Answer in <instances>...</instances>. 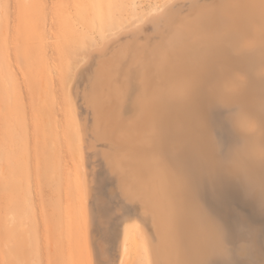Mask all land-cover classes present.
Instances as JSON below:
<instances>
[{
  "label": "bare ground",
  "instance_id": "1",
  "mask_svg": "<svg viewBox=\"0 0 264 264\" xmlns=\"http://www.w3.org/2000/svg\"><path fill=\"white\" fill-rule=\"evenodd\" d=\"M5 1L6 0H0V4L4 5ZM81 1L82 0H76V1L71 2V6L67 5L66 6L67 13L65 15L61 12L59 13V16L61 19L59 23H57V20H55L53 17H51V20L49 22V28L51 30L52 29L53 30H52V33L50 31V34L52 35V37H54V38H52V39H54V46H55L54 49H55V51H57V53L59 55L58 59L60 60V61H58L57 64H55V62L58 59L55 60V62L53 61L54 62L53 63L52 62L53 58H52V60H51V62L53 63V64L51 63L52 66L50 65L49 56L53 55L52 52H54V49L53 48L50 49L49 47H51V46L48 45L49 47L47 46L45 48V50L43 51V53L40 55H38L36 52H31L30 56H29V53L28 54L24 53L23 49H25L27 47H31L32 42L30 40H28V38L24 35V28L23 27H20V28L17 27L18 20L16 18L15 11L12 14H8V20H6L0 12V26H2L8 30L12 43H19V51L18 52H16V48L13 46V48H12L13 49V55H14V59L16 61H17V58H19L22 62L20 64L21 66L20 67L18 66V69L20 68V69H23L26 71V72L25 71L21 72L22 73L21 77H22V84L26 88V92H28L27 94L24 92L25 99H26V102L28 105V109L26 112H24V114H26L27 117L22 118V114L19 116L18 112H16L17 107L21 106V103L17 99V92H15V95H11L12 97L15 96L13 99L14 104L12 105V107L11 106L8 107L6 115L3 116L2 111L0 110V130L3 128L2 123L6 122V126L8 127V130L13 129L12 132L14 134H15L14 131H16L17 129H19V132H23V131L29 132V136H26V139H27L26 152H27V157L31 161L32 167H34V160H35V153L36 152H35V148L31 150L30 146H28V145L31 141H33L35 139V136H33V133H34L33 129L36 128V126H38L37 129L40 130L39 136H43L45 138L46 137L50 138L52 140V142H53V140H56L54 142L55 145H59L61 143V142L57 141V136H58L57 133L59 130V126H60V129H61V127H63V131L66 134L65 138H66V136H68V138H70L72 141L75 140L74 141V148H75V156L77 159V161L75 160V162L78 163V172L77 173L75 172V162H73L70 165L68 164L69 166L66 167V166L62 165V164H67L66 158H64L65 155L63 156L61 151H57V153L59 152V154L62 155L63 158L65 159V163H63V158L60 157L59 154L57 155V153L54 152L55 153L54 154V162H55L56 169H55V174L53 175V178L55 179L56 182H58L57 187L56 186L55 187L57 188L56 193H58V191H59L58 194L60 197V199L58 197L57 200L54 201V205L56 206L58 214L61 218V220L59 222L60 226H61V234L65 238L64 240L67 243V245L66 244L64 245V247L66 246V248L62 247L63 253L66 252L67 254H69L71 252L70 247H68V244L70 243V240H71L74 242L75 245H78L80 247V251L82 252V255L83 256L86 255L85 254L86 252H84V250L86 249V245L88 242L87 241V235H89L88 231L90 230V229H88L90 224L87 225V223L88 222L90 223L89 220L91 218L89 219V217H91V216L88 213V222H87L86 200L88 198L85 196V194L83 192V189H85V188H83V186L86 185L88 187L89 184H87V183H89V179H91L90 174L94 175V174H92L93 170H90V167H89L90 161L92 159H94V157L100 158V159L104 158L103 161L106 159V157H108V153L105 151V149L107 150L108 144H110L111 142L107 144L106 148H105L106 145H103L104 147L99 146L98 144L101 143L100 138L105 139L108 136L112 137V136L117 135L116 137L125 141L126 144H128V146H127L126 144L123 145L124 144L123 143L122 146L125 148L120 147L121 149L120 148H119V150L117 149L118 152L115 150L116 152H115V155L113 156V158L117 162L118 166H122L123 164H125L127 166V170H128L127 176H129V184H128L129 186L128 185L126 186L124 184V187H125L126 191H128V192L133 191L136 195H138L140 197V199L143 202V205L152 212L156 228L159 230L158 231L159 240H158V243L155 245V247L152 248L153 252H152V249L150 248V251L152 253V257L150 255V259H152L151 260L152 264H211L210 261H211L212 257L214 255H217L214 248H213L214 231L218 227L222 231L223 236L228 237V235H226V233H225L226 232L225 230H227V229L223 227L224 225L222 223H224V222L221 223L223 226L221 224H217L216 222H214L210 218H208V216L206 215V213L203 210L200 211L198 208L195 209L196 204L193 202V197L195 195V193H194L195 189L191 188L192 185L190 186L189 183L186 182L187 175H189L188 172L186 171V169H187L186 167H188L189 165L186 167L184 165L188 164L186 162L190 158H192V159L194 158L193 161L194 160L196 161V163H194L195 166H191V167H194V169H195V167H197L196 164L198 165L199 163L202 164V166L200 165L202 168L204 165H206L207 168H209L211 166L210 168L212 170L214 168V167L212 168V166H214L215 164H218V163H216L217 160L216 161L214 160L215 154H216L215 150H217V148L215 145V140L213 139V133H212L213 128L211 129L212 124L210 125L211 120L209 121L210 118H208V117L210 116L211 112H215L216 107H221L222 105L223 106L225 105L224 106V108H225L229 102H230V105L235 104V102H237V101L234 102L233 101L234 98L239 99L238 102L241 101L244 105L243 106L244 114H242V116H240V117H246L247 120L253 121L255 123V128L252 129L253 130L252 136L254 137V142H256V145L254 146L256 156L259 157V154L262 151H264V148H262L261 146L258 145V141H260V136H261L260 133L262 132V130L264 128V124L262 123V119L259 115V113H261V112L263 113L262 106L264 104V99L261 96L262 92H264V91L261 92L259 90V87H260V89L262 87H264V83H262V85H261L262 87L259 86L261 84L260 80H264V41H263V37L256 35L257 36L256 38H253L249 41L246 38V40L244 42L242 41L239 44L237 43V45L236 44L234 45L233 44L234 41L230 38L233 36H229L228 38H224V39H220V40L219 39H208V40L197 41V42H192L190 44H187L185 42L186 35L183 32L184 29H182L183 26L182 27L180 26L182 24L183 19L180 20V22H181L180 25H179V23H180L179 19H180V17L183 16L184 13H186L189 10H190L189 12L193 13L194 10L192 11V9L197 8V10H199L198 7H200L201 5L207 6L206 3H208L207 1H209V0H170L168 3H165V4L160 5L158 7H153L150 11H148L147 13H145L143 15V18L141 20L137 21L134 29H131V28H133V26H132L131 28H129V30H131V31H125V32L122 31L121 32L122 37L120 35L121 38H118L117 41L115 40L117 42L115 46H117V47L119 46L120 47L119 49H123L124 47L135 44V42L137 40H140V38H141L140 34H142V33L145 34L146 38L149 41L152 40V42H154L153 39L159 34L160 35L159 37H161L160 40H162V44H161V46H159V48L161 47L163 49L159 50L158 53H156L152 49L148 48L150 51H153V52H151L153 54H151L150 57L148 56L149 58L148 59L146 58V60L140 59L139 63L137 62L138 60H136L135 62H137V66H135L134 68L133 67L129 68V65H127L128 68H126L127 62L121 61V63L123 62L122 65L117 67V70H116L118 75L116 77H114L111 82H108V84H106L107 88L99 85V83H101V82L99 81V83H98L99 77H98V74L96 73L94 76L95 78H94L93 82L91 81V84L90 85L88 84V86L85 89H81V90H83L82 95H83L84 101H86L85 102L86 106H85V108L80 109L79 106L77 105V102L75 103L74 97H73L72 92H71V87H72L71 82L77 76V74L75 76V72H74V71H76L77 67H75V69H74L73 67L68 66V64H67L68 62H67L66 54H65L68 52L66 48L69 49V47H67V45L68 44L71 45V43H70L71 40L76 41V39H79L81 37L84 38L83 39L84 41H85V39H87L86 37H88L89 34H87L83 29H80L79 24L83 23V24H85V26H87V29L90 28L92 21L95 20L94 17L96 15V13L104 9L102 4L104 3L105 0H87L88 1V3H87L88 7L87 8L83 7V5H80ZM215 1L217 3L218 2L220 3L222 1L224 3L226 1L228 2V0H215ZM230 1H233V0H230ZM240 1H242V0H240ZM210 3H208V4H210ZM227 4H225V5H227ZM212 5L214 6V4H212ZM38 6L40 7L39 10H42V12H43L44 11L43 10L44 9L43 4L40 3ZM78 6H81L82 8L81 7L79 8ZM133 6H134V4H133ZM232 6H233V2H232ZM207 7H209V5ZM227 7H229V6L227 5ZM235 7H236V5H235ZM210 8L212 10V7H210ZM213 11L214 10H212V12ZM223 11H225V10H223ZM189 12H188V14H189ZM207 13H209V12H207ZM204 14L206 15V13H204ZM106 15H107V13H106ZM200 15H201V13H200ZM200 15H199V17H200ZM211 17H213V16H211ZM195 18H196V16H195ZM197 18H198V16H197ZM208 18H210V17H208ZM204 19H205V21L207 20V18H204ZM221 20L223 21L224 19H221ZM218 21H219V19H218ZM213 22H215L214 19H213ZM95 23H96V26L101 25V23H99L98 19L95 20ZM52 24H54L55 27L52 26ZM209 26L210 25H208V27ZM234 27H236V26H234ZM210 28H211L210 30L213 31L211 26H210ZM258 28H260V27H258ZM96 29L101 31L99 27L98 28L96 27ZM57 30L61 33L64 32L65 34H67L68 39H65V38L60 39V35L59 34L56 35V33H55V32H57ZM185 30H187V29H185ZM210 30H208L206 32L210 33ZM65 31H67V32H65ZM211 33L208 34V37L203 34L201 39H203V36L209 38V35H211ZM214 33L215 32H213V34ZM81 34H82V36H81ZM228 34H230V32ZM228 34H226V35L228 36ZM233 34H235V33H233ZM236 35L238 36V34H236ZM236 35H234V36H236ZM117 36H119V35H117ZM191 36H192V33H191ZM219 36H221V35L219 34ZM216 38H218V37H216ZM235 39H236V37L234 38V40ZM230 40H231V42H230ZM79 41H80V39H79ZM232 41H233V43H232ZM137 42L139 43V41H137ZM144 42H142V43H144ZM152 42L150 44H152ZM52 43H53V40L50 44H52ZM52 46H53V44H52ZM95 46H96V44H95ZM99 46L101 47L102 45H99ZM92 47H94V46L92 45ZM97 47H96V49H97ZM114 47H112V48H114ZM135 47H137V45ZM139 47H140V45H139ZM148 47H150V46H148ZM70 48H71V46H70ZM154 48H155V46H154ZM182 48H183V50L185 48H187V49L182 51V54L180 56L179 54H180V50ZM52 49H53V51H52ZM97 50H100V49H97ZM48 51L51 52L52 54L51 55L48 54ZM122 51H124V50H122ZM125 51H127V49ZM139 52L141 53V51H139ZM68 53H70V52H68ZM101 53H103V52L101 51ZM54 54H55V52H54ZM149 54H150V52H149ZM108 55H110V54H108ZM170 55H171V57L169 58L168 56H170ZM261 55L263 57H261ZM142 56H143V54H142ZM144 56L142 58H144ZM106 57H108V56H106ZM127 57H129V55H127ZM259 57H261V59H259ZM54 59H55V56H54ZM129 60L131 61V59H129ZM83 61L84 60H82V62ZM87 61H85V62H87ZM99 61H101V60H99ZM192 63H193V66L191 65ZM101 64H103V63L101 62ZM88 65H89V63H88ZM114 65H116V64H114ZM190 65L192 66V68H190ZM89 66L92 67V65H89ZM82 67H84V66H82ZM95 67H96V65H95ZM232 67L235 68V72H234V68H233V70H231ZM78 68H81V67H78ZM102 68H104V67H102ZM102 68H99V70L101 72H102ZM107 68H109V67L107 66ZM113 68H115V66ZM95 69L97 71L98 68H95ZM92 70H93V72L90 73L91 75L93 73H95L94 72L95 70L93 68L91 69V71ZM5 71H6V73H9L11 75L13 74L9 71V69H7V70L5 69ZM108 71H110V70H108ZM113 71L115 72V70H113ZM214 71H215V73L217 72V76L214 73ZM28 72H29V75H28ZM103 72H105V71H103ZM25 74H27V78H25ZM1 75L5 76V72L0 67V76ZM88 76L90 77L89 74H88ZM100 76H102V75H100ZM120 76L121 77L126 76V77L131 79V82L129 80L128 81L125 80L126 83H125L124 88L120 87L121 86L119 84L120 78H121ZM89 77H88V79H89ZM219 77H220V79L218 80ZM90 78H92V76ZM145 78H147V80H148L147 83H144ZM215 79L217 82L215 81ZM104 80H106V79H104ZM123 81L124 80L122 79V82ZM258 81L260 82L259 85H258V83H259ZM86 83L87 82H85V84ZM102 83H101V85H102ZM76 85L77 84H75V86ZM84 86H86V85H84ZM19 87H21V85L16 83L13 80L12 85H11V92L13 90L19 88ZM28 87H29V89H27ZM25 88H22V89H24V91H25ZM61 89L63 91H65V93H66L67 111H66L65 120L63 119L62 102L59 100ZM117 91L118 92L121 91V93H118ZM145 93H148L149 95H151L150 97H152L153 103L149 106V108H147V109H149L148 111L150 112L149 115L146 114V116L148 115L147 121L146 120L144 121L141 118L144 121L143 123L145 124V125L143 124L144 126L142 125L143 128L140 124L135 125L134 128H132L130 125H129L130 127L127 125V127L131 128V129H129V128H118L119 130L117 131V134H116V133H112L110 131V129L112 128L111 126L109 127L110 129H108L107 126L102 125V123L100 124V122L102 120H104L103 123L106 125V123L109 121L104 119V117H108V116L112 117L111 114H113L115 116L119 115V118L121 120L122 119L124 120L125 118H122V117L124 116V114L127 113V111H130V112L132 111L134 115H139L142 112H144L143 110L145 108L143 109L142 98H144ZM77 95H79V94H77ZM114 95L116 96V98H113ZM118 97H121V98H118ZM77 98H78V96H77ZM232 101H233V103H231ZM224 102H227V104H224ZM237 103H236V105H238ZM83 105H85V104H83ZM233 107H234V105H233ZM224 108H223L222 112L224 111ZM235 108H237V107H235ZM235 108H233V109H235ZM227 109H228V107L226 108V110ZM231 109H232V106H231V108H229V111ZM237 109L239 110V108H237ZM88 110L92 112V115H94V120L96 118L95 124H93L95 126V131H94V135H92V136L90 134H93V133L89 134L88 133L89 131L87 132V130L85 129L86 128L85 127L86 122H88V120L90 119V117H88L89 116ZM241 110L238 111V113H237L238 116H239V112H241ZM146 112H147V110H146ZM234 112L231 111V113H233V115L235 114ZM223 113H221V114L223 115ZM237 114H236V116H237ZM263 115H264V113H263ZM138 117L140 118V116H138ZM197 117H199L200 122H198L199 120H197V121L195 120V118H197ZM211 117L214 118L213 116H211ZM127 118H129V117H127ZM232 118L233 117H231V119ZM236 118L238 119V117H236ZM111 119H113V118H111ZM220 119H219V122H220ZM98 120H101V121H98ZM142 120H140V121H142ZM215 120L216 119L214 118V122H215ZM224 121L225 120H223V118H222L221 122H224ZM67 123L69 125L68 126L69 129H67ZM91 123H93V122H91ZM109 123L114 124L115 122L113 120V122H109ZM126 123L124 122L123 125H125ZM215 123H214V125H215ZM93 125H91V128H93ZM214 125H213V127H214ZM222 125L223 124H221V125L219 124V126H222ZM114 127L116 128L115 125H114ZM139 127H140V129H138ZM234 127L237 128L236 126H234ZM106 129H108V130L106 131ZM213 130H215V129H213ZM239 130H240V128H239ZM92 131H93V129H92ZM61 132H62V130H61ZM21 135H24V134L21 133ZM61 135H59V136H61ZM59 136H58V138H60ZM249 136L250 135H248L246 137H249ZM230 138H231V136H230ZM231 139H233V137ZM250 139H249V141H250ZM216 140L219 141V139H216ZM236 140L237 139H235V141ZM240 140H238V141H240ZM117 141H118V139L116 140V142ZM57 142H58V144H56ZM221 142H223V140ZM229 142H231V141H229ZM64 143H65V141H64ZM217 143H219V142H217ZM3 145H4V138L0 137V151L3 153V155H5L4 151H3ZM218 145L219 144H217V147L221 150V148L219 147L221 145H219V146ZM236 145H238V144L236 143ZM241 145L243 146L244 143H242ZM248 145H250V144H248ZM61 146H59V150H61L60 149ZM231 146H233V145H231ZM110 147H111V145L109 146V148ZM237 147H236V149H237ZM244 147H245V145L243 146V149H244ZM247 147L249 148V146H246L245 148H247ZM219 149H218V151H219ZM250 149H252V148H250ZM247 150L248 149H246L245 151L247 152ZM218 151H217V153H218ZM1 152H0V155L2 154ZM222 153H224V152H220V154H218V156L221 155ZM225 155H227V154H225ZM229 156L231 157V153ZM233 156L234 155L232 154V158H233ZM219 160H220V162L222 161V159H219ZM105 161H107V160H105ZM223 162H224V159H223L222 163ZM245 162H248V161H245ZM92 163L93 162L91 161L90 164H92ZM222 163H221V165H223ZM94 164H93V167L95 166ZM102 164H103V162H102ZM238 164H240V163L238 162ZM206 166H205V169H206ZM219 166H216V167H219ZM249 166L251 167L250 164H249ZM62 167L68 168L69 171L73 167V177L76 178L79 175L80 182H81V188H82V195L80 193V190L77 189L76 181H74L75 197L73 196V191L70 192L71 189H70L68 181H67L69 171L67 172L68 173L67 174L66 171L64 169H62ZM100 167L98 169H101ZM238 167H240V166H238ZM238 167H235V168L238 169ZM256 167L257 166H255V168ZM235 168H231V169L235 170L234 173L236 171H238L239 174L242 173L239 170H236ZM240 168H243V167H240ZM252 168H253V166H252ZM61 169L63 172H65V174H67V176L62 175V176H66V180L64 182L65 185L61 184V180H62V182L64 181L63 180L64 177L63 178L61 177V174H64V173H61L62 172ZM96 169H97V166H96ZM96 169H95V171H96ZM192 169L190 170V172L194 171L196 174H197V172H199L198 170L196 172L197 168L193 171H192ZM262 169H264V168H262ZM212 170H211V174H212ZM225 170L227 171L228 169H225ZM213 171H215V170H213ZM217 171H219V168ZM229 171H227V172L229 173ZM242 171H243V173H245L244 170H242ZM255 171L256 170L253 171V174H255L254 173ZM98 172H99V170H98ZM200 172H202V171L200 170ZM207 172H208V170H207ZM16 173H17V171H16ZM18 173H17V176H18ZM113 173H114V171L111 172L112 175H113ZM258 173H259V171H258ZM261 173H264V170H261ZM256 174H257V171H256ZM119 175H120V173H119ZM193 175L195 176V174H193ZM199 175H201V174H199ZM230 175H232V173ZM258 175H259V178L262 179V181L261 180L260 181L264 182V177H260V175L262 176V174H258ZM43 176H44V174H43ZM207 176L206 175L204 176V181L207 180V179L205 180V177L207 178ZM211 176H213V174ZM241 176H242L241 178L243 179L244 176L243 175H241ZM250 176H251V174H250ZM113 177H114V175H113ZM189 177H188V179H190ZM256 177H257V178H255V179H257L256 185L259 186L260 181H258L259 180L258 176H256ZM98 178L100 180V177H98ZM198 178L196 177L195 180H197ZM213 178H215V177H213ZM109 179H111V177ZM244 179L247 180V177ZM249 179H251V178H249ZM208 180H209V178H208ZM212 180H214V179H212ZM0 181L2 183L6 184L5 176H4V172H3L2 167H0ZM115 181H116V178H115ZM197 181H200V180H197ZM202 181H203V176H202ZM211 181L209 180V183H211V185H212L213 182H211ZM250 181H254V180H250ZM95 182H96V179H95ZM248 182H249V180L245 183L246 186H247ZM119 183H120V181H119ZM119 183H116V184L119 185ZM197 183H199V182H197ZM203 183L202 184L199 183V185L201 184V186H199V187L203 188L204 187ZM236 183H237V181H236ZM249 183L250 184H248V185H249V187H251V182H249ZM59 184H60V186L62 185V188H63L62 191H60L61 187L59 186ZM100 184H102V183L100 182ZM254 184L255 183H253V185ZM6 185H8L11 188H15L16 184L11 183L9 185L7 183ZM37 185H38V183H34V185L32 186V188L34 190L35 197H32V199L27 198L28 201H31V209H33L35 207L39 208L38 197H37V192H38V186ZM96 185H94V186H96ZM256 185H254V186H256ZM261 185H263V187H264V184L261 183ZM261 185L259 187H261ZM63 186H65V187H63ZM207 186H209V185H207ZM103 187H104V185H103ZM241 187H242V185H241ZM65 188H66V190H65ZM248 188L246 187V189H248ZM251 188H253V187H251ZM3 189H4V187H3ZM88 189H91V188H88ZM98 189H100V188H98ZM117 189H119V188H117ZM203 189H201V191ZM63 190H64V192H63ZM259 190H260V188H259ZM65 191H66V193H65ZM203 191H205V190H203ZM42 192H44V193L46 192V191H44V188H42ZM198 192L200 193L199 189H198ZM248 192L250 194V190H248ZM262 192H263V190H262ZM64 193H65V195H64ZM85 193H86V191H85ZM97 193L99 194V191H97ZM58 194H56L55 197L58 196ZM61 194L64 195L65 199L62 200ZM200 194H203V193H200ZM98 196L99 195H97V198H98ZM7 197L8 196L3 194L0 198L1 199V202H0V229L3 228L4 232L6 231L5 230L6 227H5V222H4V216L7 214H11L12 219L14 221H16L17 217H18L17 212L18 213L22 212L21 210L18 209L20 199L17 196H9L8 197L9 200H6ZM202 198L204 199L205 195ZM46 199H48V198H46ZM49 199L51 201V198H49ZM107 200H108V197H107ZM32 201H34V202H32ZM202 201L206 202V200H202ZM107 202L109 203V201H107ZM103 203H105V202H103ZM261 203H263V202H261ZM98 204L100 205V203H98ZM45 205H46V203H45ZM95 205H96V202H95ZM99 205H98V207H99ZM111 205H108V206L110 207ZM205 205H208V204L205 203ZM263 205H264V203H263ZM74 206H76V208L79 212L78 213L79 215H82L83 213H85L86 224H85V226H80V227H78V229H75V231L72 232L73 235H71L72 233L69 232L70 224H68V222H70V220H71V213L73 211ZM103 206L105 207L104 204H103ZM87 207H90L89 209L91 211L92 206H87ZM98 207H96V209ZM109 207L107 208L108 210H106V209H105L106 211L103 210L104 213L101 210L104 215L109 214V209H110ZM89 209H88V212H90ZM93 212L91 211V213H93ZM211 213L213 215H215V217H217L216 214H214L213 212H211ZM110 214H112V213H110ZM38 215H39V221L38 222H35V221L30 222V221H28L30 219V213L26 211L23 214V219L21 220V223H19V225L16 224V226H15V228L17 226H19V228L22 230L23 236H24V239L23 238L20 239V237H19V242L16 244L15 250H12V254L14 255V257L15 258L18 257L17 258L18 261H19V258H21V253H23L24 256H22V258L25 260V252H23V248L27 249V250L25 249L26 252H31V254H35V256H33L34 258L37 257V255L39 254V245H41L40 238L42 236H48L49 235V233L46 232L48 225H46L45 222L43 221V218H42L43 213L41 210L38 211ZM109 215H107V216L109 217ZM107 216H105V217H107ZM92 218H93V216H92ZM99 218L101 219V217H99ZM104 218H102V219H104ZM115 218H116V216H115ZM189 220L191 222L189 223V225L186 226L185 222H187V221L189 222ZM218 220H220V219H218ZM244 220H246V219L244 218ZM105 221H108V220H105ZM110 221L111 220H109V222ZM237 221H239V220H237ZM99 222H100V220H99ZM101 222L103 223L102 220H101ZM91 223H92V220H91ZM239 223L240 222H238V226H239ZM242 223L243 222H241V224ZM81 224H83V223H81ZM106 224H108V222ZM151 224H152V222H151ZM92 225H90V226H92ZM102 225H104V224H102ZM134 225L140 226V228L142 230L144 229L143 224L140 222H135ZM182 225H183V227L184 226H186V227L183 228ZM253 225H255V224H253ZM246 226H247V224H246ZM253 227H255L254 230H256V231L250 230L249 228L247 229V227H246V229L250 230L249 236L252 235L251 232L254 231L251 238H253V240H254V241H252V242H254L253 246L256 248L255 245L258 244V242H259V239H258L259 235H258L257 230H258V228H261V227L260 226L259 227L253 226ZM132 228H133L132 225L129 226L128 228H126L123 236L120 239V243H119L120 252H119V256H118L119 257L118 258V264H125V262L130 264L129 263L130 259H134V254L136 252V249L138 248V246H137L138 243H137V237H136V233H135L136 227L134 230ZM238 228H240V227H238ZM153 229H154V227H153ZM241 229L243 230V228H241ZM238 230L240 231V229H238ZM91 231H92V229H91ZM137 231H138V236H139L140 235L139 230H137ZM243 231H245V230H243ZM154 232H155V230H154ZM239 233H241V232H239ZM227 234H228V232H227ZM143 235L146 236V234H143ZM239 235L246 236V233L239 234ZM244 236H243V238H245ZM8 237H10V234ZM108 238L109 237H107L106 239L104 238V239H102V241H100V243H98L100 250H101V254L104 258L109 257ZM154 238L156 239L157 237H154ZM76 239L78 240V244L75 243ZM88 239L90 241V237ZM244 240H246V239H244ZM148 241H150V240L148 239ZM260 241L262 242L261 239H260ZM115 242H114V244H115ZM250 242H251V240H250ZM117 243H116V245H118ZM227 243H229V242H227ZM250 244H248V245H250ZM89 245H90V243H89ZM253 246H252V248H253ZM30 248H31V250H30ZM228 248H230V247H228ZM245 248H246V244H245ZM231 249L232 248H230V250ZM236 249H238V248L236 247ZM236 249H235V251H236ZM90 250L92 251V248H90ZM85 251H87V249ZM142 252H143V250H142ZM6 253H7L6 251L2 252V250H1L2 260H4V258L6 257V255H7ZM50 253L56 254L57 252L55 250H52V252H50ZM90 253H93V251ZM251 253H253V251ZM262 253H264V251ZM249 254H250V252H249ZM142 255H145V253ZM30 257L31 256H29V258ZM142 257H144V256H142ZM142 257H141V259H142ZM229 257H230V255H229ZM92 258H93V256H92ZM215 258H213V259H215ZM232 258L233 257L231 256L230 260H232ZM236 258H238V257L236 256ZM141 259H140V261H141ZM144 259H146V258H144ZM27 260H28V258H27ZM227 260L228 259H225V261L228 262V264H229L230 260L229 261H227ZM18 261H17V263H18ZM140 261H139V263H140ZM216 261L214 263H216ZM5 262H6V260H5ZM133 262H135V259H134V261H132V263ZM136 262L138 263V261H136ZM142 262H145V261L142 260ZM92 263H94V260ZM145 264H146V262H145ZM216 264H218V263H216ZM237 264H252V261L249 260V257H248V259L240 258V259H238Z\"/></svg>",
  "mask_w": 264,
  "mask_h": 264
},
{
  "label": "rangeland",
  "instance_id": "2",
  "mask_svg": "<svg viewBox=\"0 0 264 264\" xmlns=\"http://www.w3.org/2000/svg\"><path fill=\"white\" fill-rule=\"evenodd\" d=\"M73 1H76V0H6L4 5L0 4V12H1L2 16L6 20H8V14H12L15 11L16 18L18 20L17 27L18 28L23 27L24 28V35L28 38V40H30L32 42L31 47H27V48L23 49V52L26 54L29 53V56H30L31 52H36L38 55H40L43 53V51L45 50V48L48 45L51 46V47L48 46L50 49L55 48L54 39H52L54 37H52V35L50 34V31L52 33L53 29L51 30L49 28V22L51 20V17H53L55 20H57V23H59L61 20L59 13L61 12L65 15L67 13L66 6L67 5L71 6V2H73ZM169 1L170 0H105L104 3L102 4L104 9L99 11L100 13L97 12L95 17H94L95 20L98 19L99 23H101L100 26H96L95 20L92 21V24H91L90 28H88V29H87V26H85V24H83V23L79 24L80 29H83L87 34H89V36L86 37L87 39H85V41L83 40L84 38H82V37L79 38L80 41H79V39H76V41L71 40V42H70L71 45L70 44L67 45V47H69V49L66 48L67 51L70 53H68L66 51L68 54L67 53H65V54H66L68 66H71L74 69H75V67H77L76 71H74L75 76L77 74V76H76L77 79L75 78L74 79L75 81L73 80L71 82V84H72L71 85L72 86L71 92H72V95L74 97L75 103L77 102V105L79 106L80 109L81 108L83 109L86 106V103H85L86 101H84L83 95H82L83 90H81V89H85L88 86V84L89 85L91 84V81L93 82V80L95 78L94 76L96 73L98 74V77H99L98 83H99V81L101 83L103 82L102 85H101V83H99V85L107 88L106 84H108V82H111L113 80V78L118 75L116 70H117V67L122 65L123 62L121 63V61L127 62L126 68H128L127 65H129V68H132V67L134 68L135 66H137V62L139 63L140 59L146 60V58L148 59L150 57V55L153 54L151 52L155 51L156 53H158L159 50L163 49L161 47L159 48V46H161V44H162V40H160L161 37H159L160 36L159 34L153 39L154 42H152V40L149 41L146 38L145 34L142 33V34H140V36H141L140 40H137V41H139V43L136 41L135 44L124 47L123 49H119L120 47L119 46L117 47L115 45L117 43L116 41L118 40V38L122 37V35H121L122 31H124V32L125 31H131V30H129V28H131L133 26V28H131V29H134L137 21L141 20L145 13L150 11L153 7H158L160 5L168 3ZM209 1H207V2L208 3L211 2L212 4H214V6L211 3H210L211 5L206 3L207 6L209 5V7H207L205 5L204 6L201 5L200 7H198V9L199 10L201 9L202 11L201 10L199 11L196 8V9H192V11L194 10L193 13L189 12L190 11L189 10L186 12L187 14L184 13L183 16L181 15L182 17H180L179 22H180V20H182V19L183 20H182V24L180 22L179 25L181 24L180 26L184 27V28L182 27V29H184L183 32L186 35L185 42L187 44H190L192 42H197V41L208 40V39H219L220 40V39L228 38L229 36H233L230 38L234 41V43L232 41V43L234 45L235 44L237 45V43L239 44L242 41L244 42L246 40V38L248 39V41L253 39V38H256L257 37L256 35L263 37V41H264V32H263L264 31V0H255V1L254 0H249V1L248 0H242V1H240V0H237V1L236 0H233V1L228 0V2L226 1L225 3L223 1L220 3L219 2L217 3L215 0H213V1L211 0L210 2ZM232 2H233V6H232ZM40 3L43 4V8H44L43 12H42V10H39L40 7L38 5ZM87 3H88L87 0H82L80 5H83V7L87 8L88 7ZM133 4H134V6H133ZM225 4H227L229 7H227V5H225ZM235 5H236V7H235ZM78 7L80 8L81 6H78ZM210 7H212V10H214L213 11L214 13L212 12ZM223 10H225V11H223ZM206 11L209 13H207ZM188 12H189V14H188ZM106 13H107V15H106ZM200 13H201V15H200ZM204 13H206V15ZM199 15H200V17H199ZM195 16H196V18H195ZM197 16H198V18H197ZM211 16H213V17H211ZM208 17H210V18H208ZM204 18H207V20L205 21ZM213 19L215 22H213ZM218 19H219V21H218ZM221 19H224V20L222 21ZM208 25H210L212 27L213 31L210 30L211 28H210V26L208 27ZM52 26L55 27L54 24H52ZM234 26H236V27H234ZM96 27L97 28L99 27L101 31L96 29ZM258 27H260V28H258ZM185 29H187L188 31ZM208 30H210V33L212 32L211 35H209V38H207V37H208V34H210V33L206 32ZM65 32H67V31H65ZM213 32H215V33L213 34ZM229 32L231 35L228 34ZM55 33H56V35L57 34L60 35V39H63V38L68 39L67 34H65L64 32L61 33L57 30V32H55ZM191 33H192V36H191ZM233 33H235V34H233ZM203 34L207 37L203 36V39H201ZM219 34L221 36H219ZM226 34H228V36ZM236 34H238V36ZM117 35H119V36H117ZM120 35H121V37H120ZM234 35H236V36H234ZM81 36H82V34H81ZM216 37H218V38H216ZM235 37H236V39L234 40ZM52 40H53V43H52L53 46H52V44H50L52 42ZM141 41L142 42L145 41L144 42L145 44L142 43ZM151 42L153 45L150 44ZM230 42H231V40H230ZM95 44H96V46H95ZM92 45L94 47H92ZM99 45H102V46L100 47ZM136 45H137V47H135ZM139 45H140V47H139ZM13 46L16 48V52H18L19 51V43H12L8 30L5 29L4 27L0 26V67L5 72V76H3V75L0 76V110L2 111L3 116H5L7 113L8 107L9 106L12 107V105L14 104L13 99L15 96L12 97L11 95H15V92H17V99L21 103V106L17 107L16 112H18L19 116L22 114V118H26L27 115L24 114V112L27 111L28 105H27V102L25 99L24 92L26 94L28 92H26V88L22 84V77H21V75H22L21 72L25 71V70L20 69V68L18 69V66L20 67L21 66L20 64L22 62L19 58H17V61L14 59L13 49H12ZM70 46H71V48H70ZM148 46H150V47H148ZM154 46H155V48H154ZM96 47H97V49H100V50H97ZM112 47H114V48H112ZM148 48L152 49L153 51H150ZM53 49H52V51H53ZM126 49H127V51H125ZM186 49L187 48H185L184 50H186ZM122 50H124V51H122ZM184 50H183V48L180 50V54H179L180 56L182 54V51H184ZM101 51L103 53H101ZM139 51H141L143 56L145 55L144 58H142L143 56ZM54 52H55V54H54ZM54 52H52V53L55 56V59H54L53 55L49 56L51 66L55 62V60H57L59 57V55H58L57 51H55V49H54ZM149 52H150V54H149ZM52 53L48 51V54L51 55ZM108 54H110V55H108ZM127 55H129V57H127ZM106 56H108V57H106ZM168 57L170 58L171 55ZM261 57H263V56L261 55ZM261 57H259V59H261ZM52 58H53V60H52ZM129 59H131V61ZM51 60H52V62L53 61L54 62L52 63ZM82 60H84V61L82 62ZM99 60H101V61H99ZM136 60H138V61L135 62ZM58 61H60V60L58 59L55 62V64H57ZM85 61H87V62H85ZM101 62L103 64H101ZM131 62L132 63L134 62L133 63L134 65ZM88 63H89V65H92V67H90L88 65ZM114 64H116V65H114ZM81 65L84 67H82ZM95 65H96V67H95ZM191 65L193 66V63ZM191 65H190V68H192ZM93 66L95 68H98L97 71ZM107 66L109 68H107ZM114 66L116 69L113 68ZM78 67H81V68H78ZM102 67H104L105 69ZM92 68L95 70L94 71L95 73H93L91 75L90 73L93 72V70L91 71ZM99 68H102V72L99 70ZM233 68L234 67H232L231 70H233ZM5 69L6 70L9 69V71L13 74L11 75L9 73H6ZM107 69L110 71H108ZM113 70H115V72ZM103 71H105V72H103ZM234 72H235V68H234ZM214 73H215V71H214ZM88 74L90 75V77L92 76V78H90L88 76ZM215 74L217 76V72ZM28 75H29V72H28ZM100 75H102V76H100ZM88 77L90 80L88 79ZM125 77L126 76L120 78V83H119L121 85L120 87L124 88L125 83L128 80L131 82L130 78H128V77L125 78ZM220 77L218 78V80L220 79ZM25 78H27V74H25ZM104 79H106V80H104ZM122 79L124 80L123 82H122ZM13 80L16 83L20 84L21 87L13 90L11 92V85H12ZM147 81H148L147 78H145L144 83H147ZM215 81H216V79H215ZM85 82H87V83L85 84ZM260 82H261V84H260ZM260 82L258 83V85L260 84L259 86H261L262 83H264V80H260ZM75 84H77V85L75 86ZM84 85H86V86H84ZM22 88H25V91ZM27 89H29V87ZM62 89L60 90L59 100L62 102L63 119L65 120L66 111H67V102H66V93ZM259 90L261 92L264 91V87H262L261 89L259 87ZM118 93H121V91ZM263 93L264 92H262L261 96L264 99ZM77 94H79V95H77ZM77 96H78V98H77ZM114 96H113V98H116V96L115 97ZM150 96L151 95H149L148 93H145L144 98H142L143 109L145 108L143 110L144 112L141 113L142 115L141 114L134 115L132 111L131 112L127 111V113L124 114V116L125 115L126 116L122 117V118H125L124 120L123 119L121 120L119 118V115L115 116L113 114H111L112 117L111 116L104 117V119H106L109 122H113V120H114V122H115L114 124L106 121L107 123L105 125L103 123L104 120H102V121L98 120V121H101L100 124L102 123V125L107 126L108 129H110L109 127L111 126L113 129L111 128L110 131L112 133H116V134H117V131L119 130L118 128H129L130 126L132 128H134L135 125H139V124L142 126L144 124L143 122L145 120L147 121V119H148L147 116L150 114V112L148 111L149 109H147V108H149V106L153 103L152 97H150ZM118 98H121V97H118ZM233 101L238 102L239 99L234 98ZM233 101L231 103H233ZM237 102H235V104H231V105H230V102L228 104H227V102H224V104H227L225 108H224L225 105L224 106L222 105L221 107H216L215 112H211L210 116L208 117V118H210L209 121L211 120L210 121V125L212 124L211 129L212 128L215 129V130L212 129L213 139L215 140V145L217 148V150H215V153L217 155L215 154L214 160L215 161L217 160L218 162L216 161V163H218L220 166L218 164H215L214 166H212V168L214 167L213 170H215L216 171L215 172L210 168L211 166L209 168H207V166L204 165L203 166L204 169H203L201 167L202 164L199 163L198 165L199 166L201 165V166L199 167L196 164L197 167H195V169L197 168L196 172H197V170L199 171L196 174L193 171V170H195L194 167H191V166H195L194 163H196V161L195 160L193 161L194 158L193 159L190 158L186 162L188 164L184 165L185 167L189 165L188 167H186L187 169L185 168L189 174V175H187L186 182L189 183L190 186L192 185L191 188L195 189V192H194L195 195L193 197V202L196 204L195 209L198 208L200 211L203 210L206 213V215L208 216V218H210L212 221L216 222L217 224H221L222 222H224V223H222L224 226L222 224L221 225L227 229V230H225L226 231L225 233H226V235H228V237L224 236V239H225V242L227 240H228L227 242H229V243L226 242L227 243L226 245L228 247L232 248L231 250H230V248H228V252H229L230 257H229V255L226 257L224 255H218L217 254V255H214L212 257L210 263L211 264H216V263H218V264H222V263L226 264L227 263L228 264V262H226L225 259H228L227 261H229L231 256H232L233 258H232V260H230L229 264H237L238 259H240V258L248 259V257H249V260L252 261V264H264V253H262L264 251V247H263L264 246V205H263V203H264V200H263L264 199V194H263L264 193V187H263V185H261V183L264 184V182H261L262 179L259 178V175H258V174H262V176L260 175V177H264V173H261V170H264V169H262V168H264V163H262L260 161L259 157H257L255 162H253V163L245 162V161H247V159L244 156V154L246 153L245 150L248 149L247 151L253 150L255 152L254 146L256 145V142H254V137L252 136V134L249 137H246L248 135H246L245 133H242V131L239 130V127L237 126V121H236L237 118L236 117L239 118L240 116H242V114H244L243 103L241 101L238 103ZM236 103L238 105H236ZM83 104H85V105H83ZM233 105H234V107H233ZM231 106H232V109L229 111V108H231ZM227 107H228V109L226 110ZM235 107L239 108V110ZM223 108H224V111H223L224 113L222 112ZM233 108H235V109H233ZM146 110H147V112H146ZM240 110H241V112H239V116H238L237 113ZM262 110L264 113V104L262 106ZM231 111L232 112L235 111L234 112L235 114L233 115V113H231ZM88 113H89L88 117H90L88 122L90 124L88 122H86V125H85L86 128L85 129L87 130V132L89 131L88 132L89 134L93 133V134H90L92 136V135H94V131H95V126L93 124H95L96 118L94 120V115H92L91 111L88 110ZM221 113H223V115ZM263 113L261 112V113H259V115L262 119V123L264 124ZM146 114H148V115L146 116ZM236 114H237V116H236ZM138 116H140V118ZM211 116H213L216 119L215 120L216 123L214 122V118H212ZM127 117H129V118H127ZM231 117H233V118L231 119ZM109 118L110 119L113 118V119H111L112 121ZM222 118H223V120H225L224 122H221ZM219 119H220L221 123L219 122ZM140 120H142V121H140ZM195 120L196 121L199 120L198 122H200L199 117L195 118ZM91 122H93V123H91ZM124 122L125 123L127 122L128 124L126 123L125 125H123ZM214 123H215V125H214ZM2 124H3V128L0 130V133H1L0 137L4 138L3 151H4L5 155H3V153L0 151L2 153L0 155V167H2V169H3L6 184L8 183L10 185L11 183H15L16 185H15V188H11L8 185H6L5 183H2L0 181V198L3 194L8 196V197L9 196H17L20 199L18 209L21 210L22 212H19V213L17 212L18 217H17L16 221H14L12 219L11 214H7L4 216V222H5V227H6L5 230L6 231L4 232L3 228L0 229V264H118V258H119L118 256H119V252H120V248H119L120 247L119 246L120 239L123 236L126 228H128L131 225L133 227L132 228L133 230L136 227L135 233H136V237H137L138 248L136 249V252H135L136 255L134 254L135 262L132 263V261H134V259H130L129 263L130 264H145V262H146V264H152V261H151L152 259H150V255L152 257V253L150 251V248L152 249L158 243V240H159L158 231L159 230L156 228L152 212L143 205V202L140 199V197L138 195H136L133 191H129V192L126 191L124 184L126 186L129 184V176H127L128 175L127 166L125 164H123L122 166H118L117 162L113 158L117 149L119 150L120 147H123L122 146L123 143H124L123 145L126 144L125 141L116 137L117 135L112 136V137L108 136L105 139L100 138L101 143L98 144L99 146L106 145L105 146V148H106L107 144L110 142L111 143L108 144L107 150L104 148L105 151L108 153V157H106V159H105L107 161H105V160L103 161L104 158L100 159V158H96V157H94V159L91 160L93 162L92 164H90L91 163V161H90L89 167H90V170H93L92 174H94V175L90 174L91 179H89V183H87V184H89L88 187L86 185L83 186V188H85V189H83V192H84L85 196L88 198V199L86 198L87 199L86 200L87 222H88V213L91 216V217H89V219L91 218L89 220L90 223L88 222L87 225L93 224L92 226L89 225V228H88L90 230L88 231L89 235H87V241H88L87 245H86L87 251H85L86 249L84 250V252H86L85 253L86 255L83 253L85 255V256H83L82 252L80 251V247L78 245H75L74 242L71 240H70V243L68 244V247H70L71 252L69 254H67L66 252L63 253V251H62L63 248H66V246L64 247V245L65 244L67 245V243L65 242V240H64L65 238L61 234V226L59 223L61 218L58 214L56 206L54 205V201H56L57 198L59 197V194H58L59 191H58V193H56V189H57L56 187H57L58 182H56L55 179L53 178V175L55 174V169H56L55 162H54V154H55L54 152L57 153V151H61L62 155L66 156V157L64 156V158H66L67 164H62V165L68 167L70 164L75 162V160L77 161L76 156H75V148H74V141L75 140L72 141L70 138H68V136H66V138H65L66 134L63 131V127H61V129H60V126H59V130H58L57 134H58V136L62 134L61 135L62 137L59 136L60 138H58V136H57V141L61 142L60 144L62 146L60 144L55 145L54 142L56 140H53V142H52V140L50 138H47V137L45 138L43 136H39L40 130H38L37 129L38 126H36V128L33 129V131H34L33 136H35V139L33 141H31L28 145V146H30L31 150L35 148V152H36L35 153V160H34V167H32L31 161L27 157V152H26V148H27L26 136H29V132L28 131L27 132L26 131L19 132V129H17L16 131H14L16 134L15 135L12 132L13 129L8 130V127L6 126V122H4ZM219 124L220 125L223 124V125L219 126ZM91 125H93V128H91ZM114 125L116 126V128L114 127ZM127 125L128 126L130 125V126L127 127ZM213 125H214V127H213ZM68 126L69 125L67 123V129H69ZM143 126H142V128H143ZM234 126H236L238 129L235 128ZM92 129H93V131H92ZM108 129H106V131ZM129 129H131V128H129ZM138 129H140V127ZM61 130H62V132H61ZM21 133L24 135H21ZM260 134H261V136H260V141H258V145L261 146L262 148H264V128ZM230 136H231V138L233 137V139H231ZM116 138L118 139L117 142H116V140H117ZM215 138L219 139V141H217ZM248 138L249 139L251 138L250 141ZM235 139H237V140L235 141ZM222 140H223V142H221ZM238 140H240V141H238ZM64 141H65V143H64ZM229 141H231V142H229ZM58 142L56 144H58ZM217 142H219V143H217ZM241 142L244 143L245 147L249 146V148L244 147V149H243L244 145L242 146ZM216 143L221 145V146L218 145L221 148V150L217 147ZM236 143L238 145H236ZM247 143L250 144L251 146L248 145ZM230 144L233 146H231ZM110 145H111V147L109 148ZM126 145L128 146V144H126ZM59 146H61L60 147L61 150H59ZM236 147H237V149H236ZM123 148H125V147H123ZM250 148H252V149H250ZM218 149H219V151H218ZM217 151H218V153H217ZM220 152H224V153H222L221 155L218 156V154H220ZM230 153H231V157L233 154L234 155L233 158L236 159L240 163L238 165L240 167H243V168L238 167V169L235 167H233V168H235L236 170H239L242 173H243L242 170H244L245 173H243V174L240 173V174L243 175L244 178L247 177V180H245L244 178H243L244 179L243 180L241 178L242 176L238 173V171H236L234 173L235 170H233L231 168L229 169V167L225 166L224 162L222 163L223 159L225 160L226 156L229 157ZM58 154H59V152L57 153V155ZM223 154L224 155L227 154V155L224 156ZM62 155H60V157L63 158ZM64 158H63V163H65ZM219 159H222V161L220 162ZM102 162H103V164H102ZM221 163L223 165H221ZM248 163L251 165V167L249 166ZM93 164L95 165L94 167H93ZM96 166H97V169L101 166L100 167L101 169H98L99 172L96 169ZM205 166H206V169H205ZM216 166H219V167H216ZM252 166H253V168H252ZM255 166H257V167L255 168ZM218 168H219V171H217ZM62 169H64L66 171V173L69 171L68 168L62 167ZM62 169H61V171H62ZM95 169H96V171H95ZM191 169L193 172H190ZM225 169H228L227 171L230 170L229 173ZM200 170L202 172H200ZM207 170H208V172H207ZM211 170H212L213 176H211L212 175ZM254 170L257 171V174H256V171L254 172L255 174H253ZM16 171H17V173L19 172L18 176H17ZM112 171H114V173H113L114 177L111 174ZM258 171H259V173H258ZM75 172L76 173L78 172V163L77 162H75ZM61 173H64V174H61V177L62 178L64 177V179H63L64 181L62 182V180H61V184L63 185L65 180H66V176L68 173L65 174V172H63V171ZM119 173H120V175H119ZM231 173H232V175H230ZM43 174H44V176H43ZM193 174H195V176ZM199 174H201V175H199ZM250 174H251V176H250ZM62 175H66V176H62ZM205 175L206 176L210 175L209 177L207 176V178L205 177V180L207 179L206 181H204ZM202 176H203V181H202ZM256 176H258V178H259L258 181L261 180L260 181L261 187H259L260 185L259 186L256 185V181H257V179H255V178H257ZM98 177H100V180ZM110 177H111V179H109ZM188 177L190 179H188ZM196 177L197 178L199 177L197 180H200V181L195 180ZM213 177H215V178H213ZM115 178H116V181H115ZM208 178L210 181L212 179H214L211 181V182H213L212 185H211V183H209ZM249 178H251V179H249ZM68 179H67V181H68L69 187L71 189L70 192L73 191V196L75 197L74 181H76L77 189L80 190V193L82 195L80 178H79V175L76 178L73 177V167L69 171ZM95 179H96V182H95ZM248 180H249V182H251V187H253V188L249 187V185H248V184H250L249 182L246 186L245 183ZM250 180H254V181H250ZM119 181H120V183H119ZM236 181H237V183H236ZM100 182L102 184H100ZM115 182L119 183V185L116 184ZM197 182H199L201 184L204 182L203 183L204 189L199 187V186H201V184L199 185V183H197ZM252 182L255 183L254 185H256V186H254ZM34 183H38V185H37L38 186L37 197H38L39 208L35 207V208L31 209V201H28L27 198L32 199V197H35L34 190L32 188ZM62 185L60 186V184H59V186L61 187V190L59 189L60 191H62V189H63ZM94 185H96V186H94ZM103 185H104V187H103ZM207 185H209V186L211 185L212 187L211 186L209 187ZM241 185H242V187H241ZM3 187H4V189H3ZM63 187H65V186H63ZM246 187L247 188L249 187L250 189L249 188L246 189ZM258 187L260 188L261 191L259 190ZM42 188H44V191H46L45 193L42 192ZM88 188H91V189H88ZM98 188H100V189H98ZM117 188H119V189H117ZM200 188L205 190V191H203V190L201 191ZM198 189H199L200 193H203V194H200L198 192ZM65 190H66V188H65ZM248 190H250V194H249ZM262 190H263V192H262ZM85 191H86V193H85ZM97 191H99V194L97 193ZM63 192H64V190H63ZM65 193H66V191H65ZM65 193H64V195H65ZM56 194H58V196L55 197ZM62 194H61V198L63 200V199H65V197ZM97 195H99L98 198H97ZM204 195H205V198L203 199L202 197H204ZM8 197L6 198V200H9ZM107 197H108V200H107ZM46 198H48V199H46ZM49 198H51V201ZM59 199H60V197H59ZM202 200H206V202L205 201L203 202ZM107 201H109L110 204ZM260 201L263 203H261ZM0 202H1V199H0ZM32 202H34V201H32ZM95 202H96V205H95ZM103 202H105V203H103ZM45 203H46V205H45ZM98 203H100V205ZM205 203H207L208 205H205ZM103 204L105 205L106 208L103 206ZM107 204L108 205L112 204V205L109 207ZM98 205H99V207H98ZM106 205L111 209V210L109 209V214L110 213H112V214H110V215L109 214H106V215L103 214L104 211L108 210L107 209L108 207ZM87 206H92L91 211L92 212L94 211L93 212L94 214L91 213V211L89 209L90 207H87ZM96 207H98V208L96 209ZM88 209L90 212H88ZM40 210L43 213V216H42L43 221L45 222L46 225H48L46 232L49 233V235L48 236H42L40 238L41 245H39V254L37 255V257H35L36 259L33 257V256H35V254H31V252H26L27 249L23 248V252H25V260L22 258V256H24L23 253H21V258H19V261H18V259H17L18 257L17 258L14 257V255L12 254V250H15L16 244L19 242V237H20V239L21 238L24 239V236H23V232L19 228V226H17L16 228H15V226H16V224L19 225V223H21V220L23 219V214L26 211L30 213V219L28 221L38 222L39 221L38 211H40ZM101 210L102 211L104 210L103 213ZM211 212L216 214L217 217H215V215H213ZM78 213L79 212H78L76 206H74L73 211L71 213V220H70V222H68V224H70V227H69L70 233L75 231V229H78V227L85 226V224H86L85 213H83L82 215H79ZM107 215H109V217ZM92 216H93V218H92ZM105 216H107V217H105ZM115 216H116V218H115ZM99 217H101V219ZM102 218H104V219H102ZM217 218L220 220H218ZM244 218L246 220H244ZM91 220H92V223H91ZM99 220H100V222L102 220L103 223L102 222L100 223ZM105 220H108V221H105ZM109 220H111V221L109 222ZM237 220H239V221H237ZM105 222L106 223L108 222V224H106ZM135 222L142 223L144 229L142 230L140 228V226L134 225ZM151 222L154 226L151 224ZM190 222H191L190 220H189V222L188 221L185 222V225L186 226L189 225ZM238 222H240L239 226H238ZM241 222H243V223L241 224ZM81 223H83V224H81ZM245 223L247 224V226ZM102 224H104V225H102ZM253 224H255V225H253ZM186 226L183 227V225H182L183 228H185ZM253 226H257V227L260 226L261 227V228H258L259 231L257 230L258 235H259L258 236L259 242L256 245L254 244L256 246V248L253 246L254 242H252V241H254V240H253V238H251L254 231H256V230H254L255 227H253ZM153 227H154V229H153ZM238 227H240V228H238ZM246 227H247V229L249 228L250 230H254L251 232L252 235L249 236L250 230H247ZM241 228H243V230H245V231H243ZM91 229H92V231H91ZM238 229H240V231ZM137 230H139V234H140L139 236H138ZM154 230H155V232H154ZM238 231L241 233H239ZM227 232H228V234H227ZM8 233L10 234V237H8L9 236ZM243 233H246V236L239 235V234H243ZM143 234H146V236H144ZM71 235H73V233ZM88 236L90 237V241L88 239L89 238ZM243 236L245 238H243ZM107 237H109L108 238L109 257L104 258L101 254V250H100L98 243H100V241H102V239H104V238L106 239ZM154 237H157L156 238L157 240ZM248 238L251 240V242ZM148 239L150 241H148ZM244 239H246V240H244ZM260 239L262 240V242L260 241ZM114 242H115V244H114ZM75 243L78 244L77 239H76ZM89 243H90V245H89ZM116 243L118 245H116ZM245 244H246V248H245ZM248 244H250V245H248ZM252 246H253V248H252ZM236 247L238 249H236ZM90 248H92L93 253H90V252H92L90 250ZM51 249L55 250L57 253L56 254L50 253V252H52ZM235 249H236V251H235ZM256 249L257 250L259 249V250L257 251ZM1 250H2V252L3 251L7 252L6 253L7 255L4 258V260H2V257H1ZM30 250H31V248H30ZM142 250H143V252H142ZM252 251H253V253H251ZM152 252H153V249H152ZM249 252H250V254H249ZM144 253H145V255H142ZM91 255L93 256V258ZM29 256H31V257L29 258ZM142 256H144V257H142ZM236 256L238 258H236ZM141 257H142V259H141ZM27 258H28V260H27ZM144 258H146V259H144ZM213 258H215L217 261ZM140 259H141V261H140ZM5 260H6V262H5ZM93 260H94V263H92ZM142 260L145 262H142ZM214 260L216 261V263H214L215 262ZM17 261H18V263H17ZM136 261H138V263ZM139 261H140V263H139ZM125 264H128V263L125 262Z\"/></svg>",
  "mask_w": 264,
  "mask_h": 264
},
{
  "label": "clouds",
  "instance_id": "3",
  "mask_svg": "<svg viewBox=\"0 0 264 264\" xmlns=\"http://www.w3.org/2000/svg\"><path fill=\"white\" fill-rule=\"evenodd\" d=\"M246 117H239L237 119V126L240 128V130L245 133L246 135H251L253 130H250L249 128L244 126L243 121H245ZM245 158L249 163L255 162L257 156L256 153L253 150H249L244 154ZM259 159L262 163H264V151H262L259 154ZM225 166L229 168L238 167V161L232 157H226L224 160Z\"/></svg>",
  "mask_w": 264,
  "mask_h": 264
},
{
  "label": "snow or ice",
  "instance_id": "4",
  "mask_svg": "<svg viewBox=\"0 0 264 264\" xmlns=\"http://www.w3.org/2000/svg\"><path fill=\"white\" fill-rule=\"evenodd\" d=\"M244 126L249 128L250 130L255 128V123L250 120H245L243 121ZM213 248L218 255H224L228 256V246L226 245V242L224 240V236L222 231L217 227L214 231V243H213Z\"/></svg>",
  "mask_w": 264,
  "mask_h": 264
}]
</instances>
